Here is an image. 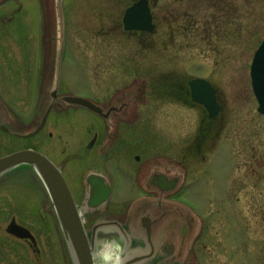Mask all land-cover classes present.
<instances>
[{"label": "rangeland", "instance_id": "374dc122", "mask_svg": "<svg viewBox=\"0 0 264 264\" xmlns=\"http://www.w3.org/2000/svg\"><path fill=\"white\" fill-rule=\"evenodd\" d=\"M58 1L0 0V124L10 129L0 128V157L29 146L41 150L66 165L80 205L96 158V149L86 144L103 120L68 106L61 97L103 98L116 89L104 87L103 80L135 75L147 81L150 96L139 107V135L129 136L140 140L139 145L123 152L124 164L145 168L149 163L148 173L154 164L167 161L173 168L181 162L187 167V174L181 171L185 187L180 197L195 216L187 252L190 264H264V114L258 110L250 76V63L264 36V0H237L234 32L213 38L210 45L191 38L188 21L178 32L159 18L154 58L148 45L109 29L115 21V0H62L63 37ZM181 2L192 6L191 0H172V7ZM159 9L163 15L164 8ZM120 50L136 55L139 65L128 77L121 66L125 69L133 61L121 59ZM195 74L214 81L223 102L221 114L207 130H202L208 124L202 108L176 101L178 90L165 93L170 89L161 84L186 83ZM58 76L61 86L54 98ZM50 105L42 131L25 137ZM97 160L95 169L102 171L104 160ZM115 161L107 160L116 188L111 203L126 207L140 188L114 167ZM13 218L31 229L39 251L7 231ZM202 219L204 233L193 245ZM0 264H75L53 199L29 165L0 177Z\"/></svg>", "mask_w": 264, "mask_h": 264}, {"label": "flooded vegetation", "instance_id": "af4514ba", "mask_svg": "<svg viewBox=\"0 0 264 264\" xmlns=\"http://www.w3.org/2000/svg\"><path fill=\"white\" fill-rule=\"evenodd\" d=\"M124 1L125 6L120 10V5H123ZM191 1L192 6L189 8L187 5L181 6L185 2L178 3L177 7H172V0H115L113 2V6L117 8V10H113V13H116L115 21H111L113 24L109 29L116 28L117 31L120 30L136 41H141L148 45L150 47L149 52L151 58H154L156 55V37L161 28L159 25V18L161 17L169 21V25L173 26L175 31L178 30V32L181 31L186 25V21H188L192 30L190 35H193L191 38L200 40L201 42L206 41L208 45H210L209 41L212 42L213 38L217 39L219 37H229L232 35L235 30V8L237 0ZM136 4L142 6L137 12V15L145 14L148 18V22L142 20L143 26L141 27H134L130 22H126L128 10ZM160 6L164 8L163 15L159 14ZM13 20L14 16L10 18L9 22L13 23ZM172 20L174 22H172ZM167 49L168 48L165 50ZM119 56L123 60L129 57L130 61H133L131 64L125 65V69L124 66H121L122 72L127 71L125 72L127 74L126 77L132 75L129 74L130 72L138 70L139 65L135 63L136 55L130 53L126 54L124 50H120ZM129 65H131V67H129ZM131 77V79L118 81L103 80L101 84L104 85V87H116V89L110 95L107 94L103 98L97 97L96 94L88 96L94 103L101 106L102 112H97L81 105L68 104V106L76 109L84 108L92 117L97 116L103 120L101 127L94 131L93 136L86 144L89 150L96 149V158L94 169L91 170L85 178L83 199L79 207L80 209L83 208V201L86 195H97L96 201L102 198H105L106 201L96 210L90 208L92 217L85 221L86 230L89 236L92 237L94 229L97 228L95 233V243L97 246L107 239L112 238L116 239L118 243L121 244L122 253H124V255H126L128 251L138 252L136 256H140V253H143V259L139 261V264H190L192 257L187 254V241L190 229H192V227L195 229V219L189 216L179 205L171 202V200L181 199L183 195L182 190H184L185 187V180L176 190H169L174 187V184H171L172 178H170V170H172L170 165L173 163L169 161L166 162L163 170L169 174L170 180L163 179L162 175H158L159 178L155 176L154 181L153 178H150L148 182V172L150 167H152L148 165L149 163L145 168L144 166L143 168H134L133 166L124 164L123 152L135 143L139 145L140 140L131 141L129 136L135 133L136 136L139 135L137 133V126L141 116L139 107L141 104L146 103L148 101V96H150L146 93V88L148 87L147 81H141L135 75ZM196 77H203L211 84V87L214 89L216 102L222 106V111L223 102L219 94L218 86L210 78L203 76V74L192 75V77L186 80V83L162 81L161 84L163 87L170 89V92L166 91L165 93H172V90H178L174 97L176 101H180L186 105L190 104L193 107L202 108V112L205 114L203 117L206 121L208 120V124H206L207 128L203 126L202 130H207L215 124L214 120L221 112L211 118L204 104L194 99L190 80ZM52 107L53 106H51V109ZM209 126L210 128H208ZM100 157L104 160V168L102 171L95 169L98 167L97 159ZM110 158H115L114 167H117L116 169L121 174L126 172L128 176H131L133 182L140 188L137 193L138 195L132 198L130 201L131 203L129 202L126 207L111 203V201L114 200L116 188L114 179L107 169V160ZM136 158L140 160L141 157L137 154ZM152 159L153 158H150L149 160ZM56 164L66 177V165L64 166V164H59L57 162ZM153 164L154 162L152 165ZM179 165L187 174V167L182 162ZM154 166L155 164L153 167ZM77 171L80 172L79 169H77ZM92 173L101 174L105 180L92 176L88 183V176ZM68 174L70 175V173ZM76 176H78V174ZM66 179L77 201L78 193L73 188L68 175ZM153 182L159 183V186L151 187ZM166 206L170 211V222L162 226L160 222L164 219V215H166ZM156 208H159V210L155 214ZM146 221H148V224ZM119 226H123L127 233H122L119 230ZM205 227L206 224L202 219L200 222V230L194 239L193 245H196L198 239L202 237ZM149 252L151 253L148 254Z\"/></svg>", "mask_w": 264, "mask_h": 264}, {"label": "water", "instance_id": "95a60500", "mask_svg": "<svg viewBox=\"0 0 264 264\" xmlns=\"http://www.w3.org/2000/svg\"><path fill=\"white\" fill-rule=\"evenodd\" d=\"M140 4H136L130 8L127 12L126 22H130L134 27H141L142 20L148 22L147 16L144 14L137 15V12L141 9ZM58 12L60 17V27L61 34L63 37V7L62 0L58 1ZM146 17V18H145ZM145 18V19H144ZM252 75V84L257 99L259 101L258 110L261 113H264V40L258 50L255 53L254 60L251 67ZM193 96L196 100L203 102L208 109L210 110V116H215L219 110L220 105L217 104L214 90L207 80L203 78H194L190 81ZM59 83L53 92V95L56 96L58 93ZM66 101L71 103L82 104L89 106L94 110L101 111V108L95 105L91 100L84 97L65 95L63 97ZM49 110L44 115L41 123L31 132L27 133L25 136H33L38 133L46 123ZM0 126L7 130L6 125L0 124ZM21 164H30L32 165L42 176L45 184L48 187V190L53 199V203L56 207L59 220L61 222L66 241L68 243L70 252L75 261V264H95L93 259V251L95 247V230L92 237V243L89 241V237L85 230L83 223L84 218L92 216V213L87 212L86 210L81 213L78 210L77 204L75 202L74 196L71 192L69 184L67 183L65 177L62 174L60 167H58L48 156L44 153L34 149V148H23L20 150L13 151L4 156L0 157V176L5 172L11 170L12 168L19 166ZM160 174V173H159ZM157 172L154 173V176H157ZM102 178V176H99ZM154 178V177H153ZM159 178V176H158ZM154 181V179H153ZM175 182H181V176L175 177ZM152 186H159L157 183L153 182ZM105 198H102L98 202H89L90 206L97 207L103 203ZM167 207V206H166ZM183 208V207H181ZM184 209V208H183ZM159 208H156L155 214L158 212ZM187 213L188 211L184 209ZM169 213V214H168ZM147 214V211H146ZM189 216L193 217L190 213ZM170 211L167 207L166 215L164 219L160 222L162 226L170 222ZM194 218V217H193ZM148 224V221H146ZM166 223V224H165ZM7 231L19 238L30 240L35 251L37 249V239L33 232L23 224L17 222L13 218L7 226ZM124 234L127 233L124 228L120 227ZM193 231L190 229V232ZM129 238V237H128ZM138 252H129L127 253L126 263L125 264H139V261L143 259V253H140V256H136ZM149 252L148 254H150ZM130 256L133 257L130 259Z\"/></svg>", "mask_w": 264, "mask_h": 264}, {"label": "bare ground", "instance_id": "6f19581e", "mask_svg": "<svg viewBox=\"0 0 264 264\" xmlns=\"http://www.w3.org/2000/svg\"><path fill=\"white\" fill-rule=\"evenodd\" d=\"M121 258V244L112 238L102 242L94 255L96 264H121Z\"/></svg>", "mask_w": 264, "mask_h": 264}, {"label": "trees", "instance_id": "16d2710c", "mask_svg": "<svg viewBox=\"0 0 264 264\" xmlns=\"http://www.w3.org/2000/svg\"><path fill=\"white\" fill-rule=\"evenodd\" d=\"M26 166H28V165H24V167H26Z\"/></svg>", "mask_w": 264, "mask_h": 264}]
</instances>
